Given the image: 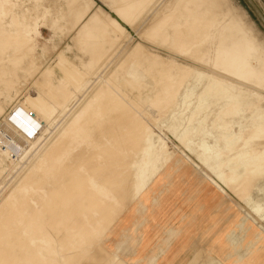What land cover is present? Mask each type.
I'll return each mask as SVG.
<instances>
[{"label": "rangeland", "instance_id": "374dc122", "mask_svg": "<svg viewBox=\"0 0 264 264\" xmlns=\"http://www.w3.org/2000/svg\"><path fill=\"white\" fill-rule=\"evenodd\" d=\"M111 86L135 101L144 131L106 130L126 111L101 101ZM64 141L130 175L105 147L152 142L194 164L242 208L252 259L234 264H251L264 243L263 24L245 0H0V264H137L135 229L89 217L96 201L61 226L44 212L61 194L31 204L28 185ZM71 167L64 187L79 194L83 168ZM87 245L116 254L102 261Z\"/></svg>", "mask_w": 264, "mask_h": 264}, {"label": "crops", "instance_id": "0c3cea01", "mask_svg": "<svg viewBox=\"0 0 264 264\" xmlns=\"http://www.w3.org/2000/svg\"><path fill=\"white\" fill-rule=\"evenodd\" d=\"M58 64L69 79L80 78L81 72L66 67L63 57L58 59ZM131 74L134 79L136 74ZM118 100L126 101V106L121 102L117 105ZM101 101L106 104L110 101L113 110H126L118 114L119 122L106 123L111 126L106 129L108 132L145 130V121L135 101L121 87L111 86ZM141 204L135 205L133 218L126 223L129 228L135 222L136 233L129 232L128 238L135 243L133 259L137 264H203L209 256L222 264H234L239 257L252 259L246 254L253 239L246 236L242 208L194 164L172 160L149 186ZM257 252L254 264H264V243L258 245Z\"/></svg>", "mask_w": 264, "mask_h": 264}, {"label": "bare ground", "instance_id": "6f19581e", "mask_svg": "<svg viewBox=\"0 0 264 264\" xmlns=\"http://www.w3.org/2000/svg\"><path fill=\"white\" fill-rule=\"evenodd\" d=\"M217 83L216 81V84L213 85H217ZM38 129L39 127L36 125V128L32 129L30 134H37ZM75 147L78 148L79 145L75 143L71 144L66 141L57 144V152L53 150L52 153H50L45 160L46 164H44V167L41 169V173L37 175V177H34L27 187H30L32 193L30 202L33 204L34 208H37L40 202L44 201L47 194H52L53 200H58V195L61 194L60 197L64 199V203L61 207L59 204L57 205L54 201H51L50 205L47 204V209L45 208L44 210L45 215L50 216L52 224L58 226L64 224L66 220L71 221L70 217L74 214L73 210L76 212L80 208H90L96 201L95 204L99 203L101 207L99 210L95 211L96 213L94 215H88L89 217H101L100 220L110 222L112 230L115 225L119 228V226L121 227L125 224L124 227H126L127 221L129 219L131 221L133 218L132 215L135 213L132 212L135 208L134 205L142 203L146 189L155 181L159 173L167 168L175 156V153L168 152L169 150L167 149V152L163 153V149L165 148L159 147V144L155 146L152 142L105 147L122 163H130L135 166L134 169L131 170L133 175H130L131 173L128 174L105 160L89 157L87 152L74 155L73 150ZM156 148L158 149L155 153H150V149L155 150ZM67 163L72 165V171L75 169L80 171L83 168L81 173L79 172L81 185L79 194H76L78 187H76L75 183L64 187V178L68 175V170L67 168L65 169V164ZM82 165H84V167H82ZM90 175L92 176L89 177ZM128 214L129 216H127ZM82 217L83 213L79 215L77 219ZM134 224L135 222L129 228L133 230ZM76 226V224L73 225V228ZM129 228H127V230H129ZM109 233L113 232L104 233V237ZM73 238H75L72 241L73 244L77 245H83V243L87 241V236L77 233ZM87 248H89L88 245L83 253L92 255L96 259L102 261H107L108 257L116 254L113 251H109L107 249L108 247L103 249L97 247L91 249Z\"/></svg>", "mask_w": 264, "mask_h": 264}, {"label": "water", "instance_id": "95a60500", "mask_svg": "<svg viewBox=\"0 0 264 264\" xmlns=\"http://www.w3.org/2000/svg\"><path fill=\"white\" fill-rule=\"evenodd\" d=\"M247 1V3H249L251 9L253 10L255 16L257 17V19H259L261 21V23L264 26V12L263 10H261L260 6L258 3H256L255 0H245Z\"/></svg>", "mask_w": 264, "mask_h": 264}]
</instances>
